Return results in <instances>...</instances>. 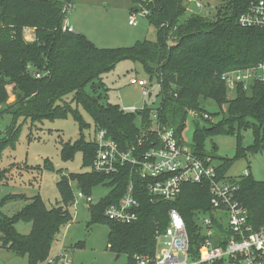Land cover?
I'll return each instance as SVG.
<instances>
[{"label":"trees","instance_id":"obj_1","mask_svg":"<svg viewBox=\"0 0 264 264\" xmlns=\"http://www.w3.org/2000/svg\"><path fill=\"white\" fill-rule=\"evenodd\" d=\"M130 1V12L138 10L136 5L141 0ZM185 1L149 0L144 4L146 19L156 31L155 41L99 48L81 33L62 30L64 9L70 0H0V114L32 122L69 114L82 130L90 125L78 111L80 106L92 119L93 128L105 130L121 149L147 150L154 143L145 142L142 146L137 143L141 131H149L152 126V114L158 124L172 128L180 138L188 113L196 112L198 119L210 124L203 127L194 124L193 153L213 161L211 153L216 147L206 152L205 140L218 135L235 137V157L220 158L216 173L218 179L235 187V199L246 210L249 225L255 231H264V181H256L249 174L225 179L233 161L245 154L241 131L251 130L253 135V144L246 150L264 151V78L253 80L245 89L238 85L232 99L227 98L228 90L220 79L225 72L256 68L264 61V30L244 28L238 23L251 4L264 0H215L219 7L214 19L193 14L183 19ZM25 30L33 31L32 39H25ZM126 60L140 63L150 79L155 78L160 98L157 108L144 105L134 113H125L118 105L101 103L95 95L98 88H103L102 76ZM88 85L90 93L86 91ZM10 95L14 97L12 103H8ZM68 96L70 101H63ZM208 102L220 112L225 107V115L216 123L204 118ZM7 134L9 138L0 143V151L6 140L11 142L16 137V132ZM148 135L154 137L153 133ZM77 152L81 153L82 168L86 170L60 176L56 182L60 198L56 206L47 208L39 195L30 199L10 195L2 199L0 205L17 198L29 203L11 217L0 213L1 249L25 257L27 264H44L51 259L52 244L61 228L72 221L69 208L75 203L73 182L86 197H91L97 186L109 189L98 202L85 205L90 224L107 227V247L117 255H126L127 264H132L134 256L153 255L155 233L166 228L171 209L185 220L190 251H196L202 237L197 232L195 215L211 209L208 184H185L173 202L151 201L145 182L135 174L130 175V166L114 175L88 170L96 152L92 138L86 141L80 137L73 143L62 144L60 159L66 162ZM43 169L55 171L48 159ZM130 181L139 203L137 221L120 224L108 220L104 211L120 202ZM19 222L30 224L28 234L17 232L15 225ZM83 245L78 242L75 247Z\"/></svg>","mask_w":264,"mask_h":264},{"label":"rangeland","instance_id":"obj_2","mask_svg":"<svg viewBox=\"0 0 264 264\" xmlns=\"http://www.w3.org/2000/svg\"><path fill=\"white\" fill-rule=\"evenodd\" d=\"M146 2H139L136 5L138 10L145 8ZM184 3L186 14L183 19L191 14L214 19L219 7V3L215 0H201L203 4L201 9H195L193 5L188 4L187 0ZM66 5L70 7L66 10L64 24L86 36L96 47L121 48L130 47L144 40L155 41V28L148 23L146 15L140 17L138 10L130 12L132 7L130 0H70ZM130 13L136 14V26L128 24ZM24 37L26 40L32 39L33 31L25 30ZM260 75H262L261 72ZM130 80L146 82L144 89L150 97L143 96V88L136 83H131ZM102 83L103 88H98L95 95L100 97V102L105 105H118L121 109H140L144 105L155 109L159 105L160 98L157 96L159 87L156 80L150 79L138 62L126 60L117 63L113 70L102 76ZM7 89L10 93L11 88ZM91 90V85H88L86 91L90 93ZM235 90L227 91L228 99L234 98ZM70 99L71 97L68 96L63 101L68 102ZM13 100L14 97L10 95L8 103H12ZM58 103L62 104V102ZM205 110L207 120L212 123H216L225 115V107H222L220 112V109L210 102L205 106ZM78 111L90 127L79 130L77 123L69 114L64 118L33 122L23 117L12 118V115L8 113L0 114V143L9 138L7 133L16 132V137L11 142L6 140L0 151V202L10 195L24 196L26 199L39 195L47 208L59 203L56 182L60 176L86 170L82 168V157L79 152L66 162L60 159L59 152L62 144L73 143L80 137L89 141L93 137L92 119L80 106ZM194 124L203 127L210 123L198 119L196 112L188 113L185 129L180 138L190 147L193 144ZM240 136L245 154L233 161L225 179H235L247 171L254 180L264 181V151L252 153L246 150L253 144L251 130L241 131ZM212 146L216 147L214 153ZM235 146L236 139L230 135H218L205 140V151L212 152L211 155L214 158L213 161L208 159L215 166L220 164V158L233 159L236 154ZM46 159L52 163L54 172L43 169ZM71 187L76 192L73 182ZM108 192L109 189L104 185L94 188L91 194L92 203L98 202ZM28 203L29 201L20 198L7 200L0 205V213L11 217ZM69 211L72 221L61 228L52 244L50 257L66 254L72 264H127L126 255H117L107 247V227L90 224L89 212L84 207L83 200H76ZM15 228L18 233L26 235L30 231V224L19 222ZM78 242H83L84 245L75 247ZM0 264H27V262L25 257L15 256L6 249L0 248Z\"/></svg>","mask_w":264,"mask_h":264},{"label":"built area","instance_id":"obj_3","mask_svg":"<svg viewBox=\"0 0 264 264\" xmlns=\"http://www.w3.org/2000/svg\"><path fill=\"white\" fill-rule=\"evenodd\" d=\"M146 2V0H141ZM195 9H201V0H187ZM209 5V4H207ZM70 5H66L64 12ZM147 10L139 9L140 17H145ZM136 14L130 13L128 24L136 26ZM238 23L244 28L264 30V1L253 3L242 14ZM63 31H72L66 24ZM260 72L262 75H260ZM38 78L39 74H35ZM264 78V61L256 68L225 72L221 81L227 90H235L238 85L245 89L255 79ZM143 88V96L150 94L144 89V81L130 80ZM125 113H134L135 108L122 109ZM204 118H208L204 115ZM152 126L149 131H141L137 145L145 142L154 143L147 150L127 148L119 145L107 136L105 130L93 128L92 140L96 145L93 163L88 169L103 175L118 174L130 166V175L135 174L145 182L146 193L151 201H176L185 184H208L210 194V212L195 215L198 234L202 237L199 247L190 251V240L186 222L177 210L167 214V226L163 231H156L155 249L152 256H134L132 264H264V231H255L247 221V213L235 199V187L229 181L218 179L216 166L208 158L195 155L190 146L175 136L172 128L157 123L151 115ZM148 132L153 133L150 138ZM157 144V145H156ZM244 176L248 175L244 171ZM75 201L80 199L85 204L92 203L76 188ZM139 203L134 194L132 181L117 205L104 211L108 220L130 224L138 219ZM44 264H72L66 254L49 259Z\"/></svg>","mask_w":264,"mask_h":264},{"label":"crops","instance_id":"obj_4","mask_svg":"<svg viewBox=\"0 0 264 264\" xmlns=\"http://www.w3.org/2000/svg\"><path fill=\"white\" fill-rule=\"evenodd\" d=\"M66 26L70 27V26L67 25V24H66ZM70 28H71V27H70ZM71 29H72V28H71ZM72 31H74V30L72 29ZM84 207H86L85 203H84ZM50 258H54V257H50Z\"/></svg>","mask_w":264,"mask_h":264},{"label":"water","instance_id":"obj_5","mask_svg":"<svg viewBox=\"0 0 264 264\" xmlns=\"http://www.w3.org/2000/svg\"><path fill=\"white\" fill-rule=\"evenodd\" d=\"M73 33H74V34H77L78 32H75V31H74ZM148 97H150V95H148ZM76 188H77V187H76Z\"/></svg>","mask_w":264,"mask_h":264}]
</instances>
